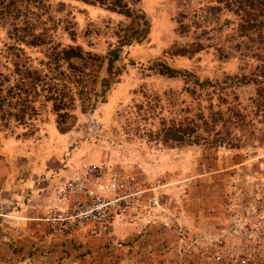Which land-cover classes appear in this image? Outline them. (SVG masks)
I'll return each mask as SVG.
<instances>
[{
	"label": "rangeland",
	"instance_id": "374dc122",
	"mask_svg": "<svg viewBox=\"0 0 264 264\" xmlns=\"http://www.w3.org/2000/svg\"><path fill=\"white\" fill-rule=\"evenodd\" d=\"M119 1L131 15L0 0V174L39 175L48 153L53 176L83 160L159 178L165 217L186 233L117 224L44 264H264V89L250 77L264 29L236 0ZM69 47L81 58L62 59ZM120 225L135 227L120 237Z\"/></svg>",
	"mask_w": 264,
	"mask_h": 264
},
{
	"label": "built area",
	"instance_id": "2783aa9c",
	"mask_svg": "<svg viewBox=\"0 0 264 264\" xmlns=\"http://www.w3.org/2000/svg\"><path fill=\"white\" fill-rule=\"evenodd\" d=\"M162 186L159 178L114 169L104 162L78 160L65 164L38 193L42 202L36 207L41 208V221L46 227L43 237L54 239L79 229L98 236L109 233L117 224L143 228L160 223L183 238L185 230L165 217ZM233 264L248 261L239 257Z\"/></svg>",
	"mask_w": 264,
	"mask_h": 264
},
{
	"label": "crops",
	"instance_id": "0c3cea01",
	"mask_svg": "<svg viewBox=\"0 0 264 264\" xmlns=\"http://www.w3.org/2000/svg\"><path fill=\"white\" fill-rule=\"evenodd\" d=\"M35 171L39 175L12 177L9 172L0 174V213L4 214L0 216V264H44L58 253L56 251L62 244L74 242L75 234L87 235L79 229L56 239L41 237L46 227L41 221V208L36 205L42 202L39 190L53 177L48 153L41 157L40 166H35ZM132 227L135 226L120 225L117 233L120 237L126 236Z\"/></svg>",
	"mask_w": 264,
	"mask_h": 264
},
{
	"label": "trees",
	"instance_id": "16d2710c",
	"mask_svg": "<svg viewBox=\"0 0 264 264\" xmlns=\"http://www.w3.org/2000/svg\"><path fill=\"white\" fill-rule=\"evenodd\" d=\"M85 2L89 3H97L100 5H104L110 10H115L119 13H123L126 16L131 15V12L129 9L124 8V4L121 3L119 0H113L110 2H105V0H83ZM237 9L241 11L242 14L249 15L251 20H254L255 26L258 28V25L260 26V29H264V0H236ZM258 49L257 53H255V57H257L260 61V65L258 66V69L251 73L250 77H253V80L262 85L264 89V46H257ZM118 47L115 49H112L109 52L108 58H107V69H109L110 64L113 60L117 57ZM70 58H81V54L78 49L69 47L67 49L62 50V59H70ZM157 71L159 74L165 76V77H183V78H193L194 82L196 83H202L198 82L194 76V74L188 70H181V69H173L166 65H160L157 68ZM207 80H205L203 83H205ZM264 106V103H263ZM54 107L56 108L55 104ZM88 107V104L82 108L86 109ZM264 108V107H263ZM264 110V109H263ZM178 129L172 130L171 128L167 130L166 135L169 138H172L174 140H181V136H178ZM188 135V134H187ZM188 140V139H186Z\"/></svg>",
	"mask_w": 264,
	"mask_h": 264
}]
</instances>
